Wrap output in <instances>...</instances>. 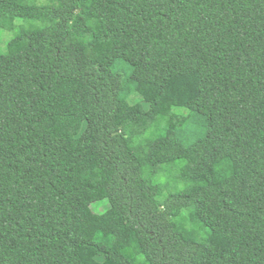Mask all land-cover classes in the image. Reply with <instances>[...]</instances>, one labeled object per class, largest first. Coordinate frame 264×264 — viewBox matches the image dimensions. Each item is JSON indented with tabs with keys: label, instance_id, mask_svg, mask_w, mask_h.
Segmentation results:
<instances>
[{
	"label": "trees",
	"instance_id": "trees-1",
	"mask_svg": "<svg viewBox=\"0 0 264 264\" xmlns=\"http://www.w3.org/2000/svg\"><path fill=\"white\" fill-rule=\"evenodd\" d=\"M84 247L264 264V0H0V264Z\"/></svg>",
	"mask_w": 264,
	"mask_h": 264
},
{
	"label": "rangeland",
	"instance_id": "rangeland-1",
	"mask_svg": "<svg viewBox=\"0 0 264 264\" xmlns=\"http://www.w3.org/2000/svg\"><path fill=\"white\" fill-rule=\"evenodd\" d=\"M108 207V200L104 199L103 201H97L92 204V208L96 212H103L106 208ZM75 229L77 233L83 237L86 238L89 233L88 231L84 228L82 223H77L75 226ZM82 255L84 260L89 263V264H99L101 262L100 257H98L94 250L88 247H84L82 249Z\"/></svg>",
	"mask_w": 264,
	"mask_h": 264
}]
</instances>
